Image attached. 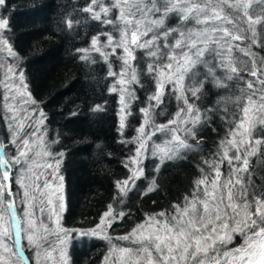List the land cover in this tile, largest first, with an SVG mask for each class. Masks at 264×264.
Masks as SVG:
<instances>
[{
  "label": "trees",
  "instance_id": "trees-1",
  "mask_svg": "<svg viewBox=\"0 0 264 264\" xmlns=\"http://www.w3.org/2000/svg\"><path fill=\"white\" fill-rule=\"evenodd\" d=\"M116 1L0 0V143L9 164L7 171L16 194L22 169L30 163L34 165V183L44 188L56 178L61 185L57 236H73L65 250L67 264H99L106 244L74 235L95 226L110 205L124 208L121 220L110 230L127 233L145 215L168 212L186 200L199 199L203 184L217 166L222 171L221 183L233 185L235 177L222 163L225 154H234L228 139L247 109L251 90L256 89L255 98L264 99V2L245 10L224 0H192L205 11L219 9L227 15V30L236 36L230 61L221 62L222 70L218 71L222 75L212 78L217 67L208 55L188 74V80L194 75L204 79L193 96L200 119L192 129L188 150L163 162L157 170L147 160L144 176L124 197L119 196V183L129 177L128 159L134 147L131 133L138 121V109H148L153 125L159 119L160 106L152 104L153 76L145 70L146 59L138 51L136 98L122 130L111 75L118 65L87 54L90 44L106 29L98 4L110 8ZM145 1L150 6H161L158 3L162 2ZM257 17L253 26L250 21ZM198 20L196 15L187 24L189 30L183 24L169 41L174 35L177 40L181 38L179 50L190 41H198L197 32H193ZM177 21L171 16L168 23ZM5 103L12 104L19 128H12L7 121L10 114H6ZM260 111L256 115L262 122L257 120L253 129L257 139L253 150L236 149L237 154H250L237 186L243 190L239 201L251 212L255 205L264 207V109ZM161 119L159 122L166 118ZM17 154L25 155L21 158ZM39 207H43L41 202ZM255 223L262 224V218ZM57 236L48 241H57Z\"/></svg>",
  "mask_w": 264,
  "mask_h": 264
},
{
  "label": "rangeland",
  "instance_id": "rangeland-1",
  "mask_svg": "<svg viewBox=\"0 0 264 264\" xmlns=\"http://www.w3.org/2000/svg\"><path fill=\"white\" fill-rule=\"evenodd\" d=\"M224 1L229 6L241 5L245 10L264 2ZM148 4L145 0H117L115 6L108 8L100 2L98 14L102 15L106 29L87 50L88 55L97 54L118 65V69L111 70V75L118 96L122 130L136 98L134 86L135 82L138 83V65L135 58L138 51L146 59L145 70L153 76L152 104L160 106L159 119L153 125L148 109H138V121L131 133L134 147L128 159L129 177L118 185L121 197L144 176L147 160H150L152 169L157 170L163 162L174 160L188 150L192 129L200 119L193 96L204 83V79L197 78V75L188 80V74L209 55L217 67L212 71V78L222 75L218 71L222 70L221 62L230 61V48L236 38L227 30L229 20L223 10L205 11L192 0H162L158 3L161 6ZM261 11L263 16L264 10ZM196 15L199 20L193 32H197L199 40L190 41L184 50H179L182 39H175V35L172 41L169 39L174 31L184 28L183 24L187 27ZM171 16H176L178 23L169 24ZM257 19L250 21L253 26ZM5 90L3 95L7 98ZM251 92L253 95L248 98L247 109L233 126L227 142L234 154H225L222 162L231 171L230 176L235 177L233 185L221 183L222 171L217 166L203 184L199 199L186 200L168 212L145 215L127 233L110 230L124 214L121 204L119 207L110 205L95 226L74 235L75 238H94L106 244L99 264H257L264 260V207L255 205L254 212H251L239 201L243 190L237 186L250 154H237L236 149L250 150L255 146L257 139L253 138V129L257 120L262 122L256 112L264 109V99L258 95L260 100L255 98L256 89ZM5 111L10 114L7 116L10 126L18 125L19 128L20 121L14 117L11 103H5ZM163 117L165 121L159 122ZM17 155L24 158L25 154ZM18 157L15 160L19 161ZM28 165L22 169L23 177L18 178L16 194L11 176L9 180L5 177L9 164L0 157V264H24L16 248L10 191L19 218L21 246L30 264H67L65 250L73 236H57L60 226L56 206L62 197L61 185L54 178L42 188L33 181L34 165ZM151 188L150 185L147 190ZM260 217L263 223H255ZM56 236L57 241H48L49 237Z\"/></svg>",
  "mask_w": 264,
  "mask_h": 264
},
{
  "label": "water",
  "instance_id": "water-1",
  "mask_svg": "<svg viewBox=\"0 0 264 264\" xmlns=\"http://www.w3.org/2000/svg\"><path fill=\"white\" fill-rule=\"evenodd\" d=\"M0 157H1V159L4 162H6V159H5L4 152H3V149L2 148H0ZM5 177H6V180H9V178H10L9 172H8V174H6ZM7 187L10 190L9 182H8ZM10 196L12 198V203L10 205V208L12 206L15 207L13 193L11 191H10ZM14 211L17 214L16 207H15ZM17 217H18V214H17ZM18 220H19V218H18ZM19 227H20V223H19ZM15 236H16V234H15ZM15 240H16V248H17V252H18L19 257L23 260L24 264H30V260H29V258L27 256L26 252L23 250V248L21 246V237L19 239H17V237H16Z\"/></svg>",
  "mask_w": 264,
  "mask_h": 264
},
{
  "label": "bare ground",
  "instance_id": "bare-ground-1",
  "mask_svg": "<svg viewBox=\"0 0 264 264\" xmlns=\"http://www.w3.org/2000/svg\"><path fill=\"white\" fill-rule=\"evenodd\" d=\"M14 209H15V207L12 206L11 207V214H12L13 221H14V228H15L16 237H17V239H19L20 238L19 220H18L17 214L15 213ZM257 264H264V260H262L261 262H259Z\"/></svg>",
  "mask_w": 264,
  "mask_h": 264
}]
</instances>
